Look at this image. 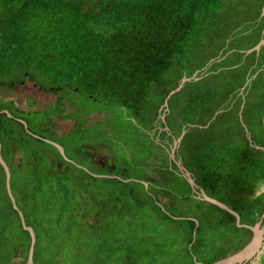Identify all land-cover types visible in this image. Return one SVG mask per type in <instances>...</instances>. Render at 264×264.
<instances>
[{
  "label": "trees",
  "instance_id": "trees-1",
  "mask_svg": "<svg viewBox=\"0 0 264 264\" xmlns=\"http://www.w3.org/2000/svg\"><path fill=\"white\" fill-rule=\"evenodd\" d=\"M263 6L264 0H0V87L12 88L27 79L59 95L41 111L23 110L13 100L0 98V111L12 114L4 111L0 116L2 154L11 169L17 204L36 232L34 260L49 259L43 250L58 239L43 219L50 204L53 210L63 208L57 221L70 206L78 215L73 227L92 217L94 230L102 219L111 222L110 214L124 209L122 229L113 231L109 223L107 230L122 249L128 245L124 251L129 264L158 263L163 248L180 251L181 239L191 264H214L250 240L252 230L237 226L232 213L195 196L175 163L173 170L158 169L161 180L148 178L138 165H148L147 158L157 153L143 145L154 141L148 130L160 107L184 77L197 73L199 79H191L168 99L163 125L170 127L173 139L187 131L176 153L208 195L237 211L245 224L260 220L264 192L257 198L240 192L254 193L264 179V151L251 144L256 116L249 97L243 120L240 112L246 80L254 77L252 84H264V46L259 53L244 52L264 37ZM53 108L58 112L52 120L62 116L74 121L68 135L55 136L32 126ZM81 108L86 115L96 110L107 115L103 122L117 139L114 144H124L132 157L126 177H112L72 161L71 153L81 154L80 149L72 150L73 145L85 150L105 137L99 128L93 136L96 123L81 119ZM17 118L27 121L34 134L64 146L71 160L55 145L29 133ZM231 122L238 123L241 136H236ZM246 122L248 131L243 127ZM157 144L153 148L167 155ZM96 182L111 188L107 195L91 193ZM0 184L5 261L18 251L28 260L31 235L13 207L1 164ZM114 195L123 200L119 206ZM167 197L174 200L161 203ZM109 205L115 208L109 211ZM167 230L175 231L171 243L159 235H168ZM52 256L62 259L59 253ZM257 264H264V253Z\"/></svg>",
  "mask_w": 264,
  "mask_h": 264
},
{
  "label": "rangeland",
  "instance_id": "rangeland-1",
  "mask_svg": "<svg viewBox=\"0 0 264 264\" xmlns=\"http://www.w3.org/2000/svg\"><path fill=\"white\" fill-rule=\"evenodd\" d=\"M245 52V51H244ZM247 56V55H246ZM244 55V57H246ZM248 64V62H247ZM248 67L245 66L244 69L246 70ZM253 78L251 77L250 80H246L245 86H246V93H245V100L249 97L248 104L255 108L254 114L255 116H259L261 113V110L264 109V84H252ZM61 95L65 94L67 97H69L71 94L69 92H61ZM58 93L54 92H42L37 90L33 87V82L31 80H27L26 86H19L17 85L15 88H7L5 86L0 87V98H7L8 100H13L16 104L19 105L20 108L23 110H30L28 108H33L35 111L39 108L41 109L43 106H47V103L51 98H56ZM80 96H73V99H76ZM31 98V101L29 100ZM79 100V99H76ZM79 100V102H81ZM39 102V103H38ZM38 103V104H37ZM47 108V107H46ZM45 108V109H46ZM44 109V110H45ZM83 109V108H81ZM56 109L53 108L50 113L47 115H43V119L46 122H49L54 118V115L56 114ZM88 124L92 123L94 121V115L96 116L95 111L88 114ZM103 115H106L105 112H103ZM165 117V115H164ZM97 119V117H96ZM164 119V118H163ZM111 121L116 122L118 124H121L122 120H118L115 118V116H111ZM125 120H123L124 122ZM237 129L236 136L242 135V130L237 122H231ZM254 124L256 128V118L254 119ZM69 124H63L62 129L66 130L68 128ZM100 126V119L97 121V123L94 125V129L92 130L93 136L96 135L97 130ZM123 127H125L122 124ZM247 122L243 127L245 130L248 131ZM120 136V134H118ZM135 136H138L137 134ZM99 139V138H97ZM81 141H84L85 143L90 142V139L87 140L83 137H81ZM96 142V141H95ZM94 140H91L90 144H95ZM102 142V141H98ZM158 142L156 141H146L143 145V149L146 151H155L160 152L159 149L153 148V145H158ZM93 146V145H92ZM42 151H44V148L42 146L40 147ZM80 151H83L84 148H78ZM74 155V154H73ZM75 161L78 164H87L89 157L86 156V154H79L75 153ZM260 157V155L258 154ZM261 158V157H260ZM89 166L92 167L91 164ZM93 169V168H92ZM91 169V170H92ZM95 171H100L98 168H94ZM96 175V174H95ZM145 184V183H144ZM146 186V185H145ZM147 187V186H146ZM111 188L107 186L105 183L96 182L94 185L91 186V193L93 195L102 197L104 194L107 195L106 190H110ZM0 193H1V184H0ZM115 193V191H113ZM164 197V196H162ZM166 199L164 202H167L168 200H174L169 197L163 198ZM114 203H116L118 206L123 201L121 198H116V196H113ZM176 201V200H175ZM162 203V201H161ZM53 207L52 204L48 206L50 210L43 216V219L46 221L47 226L49 228V233L51 235H55L58 237L56 241H53L50 243L46 248H44L45 256L50 259V256L55 255L59 253L62 255V261L66 262L68 264H106L103 260V258H107L110 262V264H129V261H127L126 252L124 251L128 245L124 247V249L121 248V244L119 245L115 241V237L112 235L111 231L107 230V224L111 223L113 227V231H116L118 229H122L124 224V213L125 210H121L120 214H110L112 220L111 222L107 221L106 219H102L99 223V228L97 230L92 229V222L94 223V218L87 217L85 220H82V223H78L76 226L73 227V221L78 217L74 209H72L70 206L67 207L66 216L61 219V221H57V214L63 210L62 206L58 205L57 209L53 210L51 209ZM112 205H109V211L112 210ZM117 211V208L115 209V212ZM91 220V221H89ZM89 221V222H88ZM80 222V221H79ZM262 223H264V219L262 220ZM161 228L165 229V226H161ZM168 235L161 232L159 235L160 237H163V241L168 240V243H171L175 239V235L173 234L175 231L173 230H167ZM181 249L180 251H177V249H174L172 246H167L162 249V253L164 254L163 257L158 258V263L154 262V264H191V258L183 251L184 249V240L181 239ZM77 244V246H75ZM5 245L0 242V250H3V252H0V261H5L4 255H5ZM79 250V251H78ZM59 259V256H56ZM175 262H173V261ZM245 264H250V261L246 262Z\"/></svg>",
  "mask_w": 264,
  "mask_h": 264
},
{
  "label": "flooded vegetation",
  "instance_id": "flooded-vegetation-1",
  "mask_svg": "<svg viewBox=\"0 0 264 264\" xmlns=\"http://www.w3.org/2000/svg\"><path fill=\"white\" fill-rule=\"evenodd\" d=\"M247 80H249V78ZM17 85L26 86L27 85V79L21 80L17 84L14 83L13 88H15ZM33 87L39 91L45 92L44 88L42 86H39L36 82H33ZM241 90H244L246 92V86L244 85ZM53 94H54V92H53ZM58 97L59 96H57L54 99L51 98L49 100V102L47 103V106H49L52 101L57 100ZM5 99H7V98H5ZM29 100L31 101V98H29ZM167 106H165V103H164L160 107V109H159L160 114H158L157 118L154 120L152 130H150V131L148 130L151 137L154 138V141L160 143L164 147L167 155L163 154L161 152H157L155 155H151L150 157L147 158V161L149 162L148 165H145V164L138 165V167H144V175H146L148 178L153 177L154 179L161 180V175L158 172V169L162 168L164 170H166V169L173 170L174 169V166H173L174 163L177 165L176 161L181 160V158H179L177 156V153H176L179 146L176 147L175 150L173 151L174 143L177 141L179 136L176 137L175 139L171 138L173 135L172 130L170 129L169 126L166 125V127H164V125H163L162 120L165 121L164 115L166 116V114H167V113H165V111H167ZM45 107L46 106H43L41 109L38 108L37 110H40V111L44 110ZM28 109H30L31 111L35 110L33 108H28ZM4 111H8V110H3L0 112L2 113ZM80 111L82 114L81 119H86L89 117V115H86L82 109H80ZM95 113H96V116L94 115V121L92 123H97V121L100 119L99 133L102 134V132H104L105 137L104 138L99 137V139L96 140V144L94 146H92V145L86 146L85 150L83 151V154H86V156L89 157L87 164H84V165L78 164V163L77 164L85 167L86 169L98 168L100 170H105V171H107V173L111 174V176H113V177H119V178L126 177V175L130 171L129 163H131V159H132L130 152L125 150L126 147L124 144L120 143L119 146H116L114 144V141H117V139L112 136L111 131L108 129V126L105 125L103 122L106 119L107 115H103V111H101V110H96ZM96 117H97V119H96ZM17 119L20 120L21 118H17ZM52 121H56L55 127L52 126ZM25 122H26V124L25 123L24 124H25L26 130L30 131L28 122L27 121H25ZM32 123H33L32 126L35 127L36 129L48 131L47 133L54 134L55 136H58V135L66 136V135H68L71 132V130L73 129V126L75 124L74 121L65 120L64 117H62V116L59 118H55L54 120H50L49 122H46L45 120H40V121H35V122L32 121ZM65 123L69 124V125H68V128H66V130H63L62 126ZM92 123H89V124H92ZM163 131H167V132L163 133ZM251 132L253 133V137H254L253 138L254 142H251V144L254 145L257 149L264 151V145H263V142H264V121H263V116H260V117L256 116V128L254 129V131H251ZM31 133H33V132H31ZM99 140L102 142H98ZM250 140H251V138H250ZM72 150H79V149L76 145H73ZM80 153H82V151H80ZM73 154L74 153H71L72 159H74L72 161H75L76 155L75 154L73 155ZM260 154L261 153L259 152V155ZM166 157H167V161L165 160ZM89 164H91L92 167L89 166ZM179 171H180V169H179ZM180 174H182V173H180ZM260 183L264 184V179L261 180L257 184L258 187H259ZM165 200L166 199H163V198L161 199L162 202H164ZM174 249H176V247ZM262 254L260 255V259H261ZM18 255H21V257H22V252L18 251L16 256H18ZM43 256H44V258H48L45 256V254H43ZM50 258H53V256H50ZM57 258L58 257H55V259L33 260L32 262H30L29 260H24L22 257V259L19 261H13V260L0 261V264H68L66 262H61L62 260L57 259ZM88 264H90V263H88Z\"/></svg>",
  "mask_w": 264,
  "mask_h": 264
},
{
  "label": "water",
  "instance_id": "water-1",
  "mask_svg": "<svg viewBox=\"0 0 264 264\" xmlns=\"http://www.w3.org/2000/svg\"><path fill=\"white\" fill-rule=\"evenodd\" d=\"M261 17L263 18L264 21V6L262 7V12H261ZM263 34H264V28H263ZM264 46V37L252 48H249L247 50H245V55L250 54L254 51H256L257 53H259L261 51V48ZM225 57V55L220 58L219 60L223 59ZM260 71V70H259ZM257 71V73L259 72ZM254 74V76L257 75ZM199 79V77H197V73H195L193 75V77H184L181 81V83L179 84V86L175 89L172 90L169 94V96L166 98L165 100V106L168 105V99L170 98L171 95H173L174 93L178 92L181 90V88L191 79ZM250 80V78H249ZM9 116H12V114L9 111H5ZM1 115V112H0ZM21 122L25 123V120L20 119ZM24 124V125H25ZM28 131V130H27ZM29 133H31L30 131H28ZM187 131L183 130V132L181 133V135L179 136V138L177 139V141L174 143V149L175 150L176 147L179 146L181 140L183 139L185 133ZM32 135H34L35 137L44 139L45 141L55 145L57 147V149L59 150V152L66 158L69 159L67 157L66 151L64 146H62L61 144L50 140V139H46L43 138L39 135H36L34 133H31ZM70 160V159H69ZM182 175H184V177L186 178V180L188 181V183L190 184L191 188H192V192L195 194L196 197H199L201 199L207 200L208 202H211L227 211H229L230 213H232L235 218H236V224L239 227H248L252 230V237L251 239L242 247L240 248L238 251H236L235 253L220 259L218 261H216L214 264H245L246 262L250 261V264H257V262L260 260V255L264 252V223H262V220L264 219V212L262 213L260 220L258 222H256L255 225H249V224H245L241 221V216L240 214L235 211L233 208H231L229 205H227L226 203L208 195L206 193V191L204 190L203 187H201L199 184H197L195 178L193 177L192 173L186 168V166L183 164L182 160H177L176 161ZM0 164L3 166L5 174H6V188L8 191V194L10 196V199L12 201L13 207L14 209H16L22 219V224L23 227L28 230L30 232L31 235V245H30V251H29V257L28 260L30 262H32L34 260V249H35V245H36V232L34 230V228L30 225L27 224L24 214L23 212L20 210L16 198L13 194L12 191V186H11V169L9 164L7 163V161L4 159L3 154H2V141L0 139ZM97 175V174H96ZM102 176H108V175H102ZM124 180H129V179H124ZM145 185L148 187L149 183L148 182H144ZM245 197L248 198H257L258 196H260L263 192H264V184L260 183L258 189L254 192V193H248L246 191H240ZM198 224V221H197ZM22 257L21 255L16 256L15 258H13V261H19L21 260Z\"/></svg>",
  "mask_w": 264,
  "mask_h": 264
},
{
  "label": "crops",
  "instance_id": "crops-1",
  "mask_svg": "<svg viewBox=\"0 0 264 264\" xmlns=\"http://www.w3.org/2000/svg\"><path fill=\"white\" fill-rule=\"evenodd\" d=\"M241 93L243 94V97H245V91L244 90H241ZM244 106H245V101H243V103H242V105H241V112H240V119L241 120H243V115H242V111H243V108H244ZM220 111H222V110H220ZM255 111V110H254ZM219 113V111L216 113V114H218ZM259 116H263V121H264V112L263 111H261V113H260V115ZM108 175V174H107ZM110 176V175H109ZM113 177V176H112ZM130 180V179H129ZM16 257V256H15ZM14 257V258H15ZM13 260V259H12Z\"/></svg>",
  "mask_w": 264,
  "mask_h": 264
},
{
  "label": "clouds",
  "instance_id": "clouds-1",
  "mask_svg": "<svg viewBox=\"0 0 264 264\" xmlns=\"http://www.w3.org/2000/svg\"><path fill=\"white\" fill-rule=\"evenodd\" d=\"M259 71V70H258ZM260 71H261V69H260ZM249 78H251V77H249ZM119 178V177H118Z\"/></svg>",
  "mask_w": 264,
  "mask_h": 264
}]
</instances>
